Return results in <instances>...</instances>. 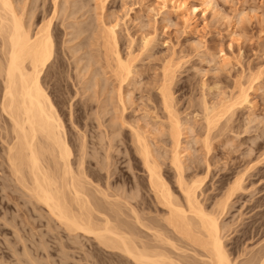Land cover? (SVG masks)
<instances>
[{
	"label": "bare ground",
	"instance_id": "bare-ground-1",
	"mask_svg": "<svg viewBox=\"0 0 264 264\" xmlns=\"http://www.w3.org/2000/svg\"><path fill=\"white\" fill-rule=\"evenodd\" d=\"M63 1L65 4L59 5V0H50L49 7H45L43 4L45 0H0V130L7 131L9 134L5 158L11 174L33 202L30 201L33 204L43 205L46 219L53 220L55 225L68 231V234L78 233L76 237L73 234L74 238L89 234L88 236L91 235L100 245L118 250L120 254L129 258L132 264H264V242H262L264 239L261 240L262 244L260 242L254 250L247 249L248 251L245 250L246 248L241 247L240 249L238 246L241 245H236L229 250L227 242L224 241L227 237L225 232L231 229L232 220L237 219L238 216L231 218V223L226 218L225 221L224 217L229 209L234 207V203L238 202H241L236 205L239 208L238 210L236 208L239 216H242L245 210L253 212V215L251 214L252 219L241 228L240 236L236 235V237L242 242L246 239L264 237V195L249 198V203L244 206L243 212L240 211L242 209L240 207H243L246 199L239 201L247 186L264 181L262 180L264 179V150L258 145L254 146V137H245L247 133L245 131L250 126L248 128L247 124H242L247 127L242 126L244 129L240 131L237 127L238 131H234L235 128L230 123L237 106L250 104L248 89L253 87L250 81H248L249 86H245L242 80L240 82L239 76L233 82L235 83L233 88L237 87L236 91L229 87L231 90L220 91L211 99H207V94L201 91V98L199 97V102L196 101L199 103V107L196 108L199 109L190 110L192 124L188 125V121H184L181 115H178L173 91H171L175 68L171 67L170 63H164L157 79L158 102L161 104L159 107L162 108L163 114H156L157 105L153 107L148 102V104L143 103L144 107H139L143 110V115H141L145 116L146 120L141 118V115V117L138 116L139 114L133 116L136 109L132 107V103L131 107L135 109H132L133 115H127L125 110L129 106L127 102L133 101L129 95L133 90L125 91L124 87L130 84L133 88L136 86L137 82L133 78L136 77L138 70L135 68L134 61L138 57L136 55L142 52L134 53L133 40L132 44L128 40L126 47L128 49L124 56L118 50L115 28L122 20L121 15L113 14L115 17L105 21L101 17L103 13L100 10L99 13L102 14L97 16L96 26L88 20L81 25L69 22L68 26L72 28L69 32L72 34V39L80 38L84 32H88V35L83 36L86 41L80 42L79 48L76 47L77 51L82 47L85 49L86 46L90 48L93 46L97 53L89 56L92 58L91 64L94 62L95 65V62L103 61L104 64L100 67V71L102 74L109 73V76H99L100 71H95L97 73L94 72L91 83L87 84L88 78L87 83L84 82L85 85L80 83L81 87L87 90L100 87L101 79L105 83L99 89H106V85H111L104 92V95L107 91L111 92L109 96L103 98L97 107L95 106L94 117L97 121L95 129H98V136L96 135L98 140H93L92 135L87 139L84 133H79L76 135L77 155L73 156L72 144L66 135V129L64 130L63 120L55 107L56 103L46 91L45 85L55 84L51 80L57 73V66L60 65V61L57 62L59 53L55 46L57 36L53 19L59 14L61 24L65 27L66 18L84 16L91 7L85 9L88 5L87 0ZM95 1L96 6L94 5L93 9L96 10L98 4H101L103 8L104 0ZM209 1L203 0V3L209 4ZM161 2L165 6L167 3L172 5L177 0H161ZM181 4L177 2L176 5L180 7ZM183 6L182 4L181 7ZM38 8L40 11L35 13ZM194 8H191L194 11L193 14L196 11ZM32 25H35L33 29H31ZM152 37L149 35L142 38L140 43L142 51L149 50ZM81 75L83 77L82 73ZM253 79L251 80L254 82ZM145 100L152 101L150 95ZM250 106L251 104L248 107ZM73 115L69 110V116ZM245 116L243 117L246 118ZM154 117L160 120H154ZM248 117L250 118V115ZM140 118L144 124L140 122ZM150 118L153 120H148ZM253 118L248 121L246 119V122L251 120L250 123H253ZM130 119L132 121H129ZM198 121L199 125L197 123L195 125L199 128L197 136L201 138L202 145L200 144L201 147H199H203V156L190 155L195 159H192L194 157H190L192 160L188 158L191 163L186 165L185 160L187 162L188 159L184 158L182 148L187 150L188 147L184 145L182 147V140L187 138L186 133L191 137L189 132L194 131L195 135L196 128L192 125ZM121 127L129 129V132L127 131L129 138H127L131 146L126 145V149L130 153V159L134 162L132 165L143 171V174L138 175L135 172V177L127 174L129 180L125 186L120 183L121 186H119L118 181L116 182L117 177L114 176L117 163L121 158L117 152L120 146L119 141H122L120 139L117 141L115 135L118 136L117 131ZM226 130L229 133L224 132ZM155 132H158V135L154 137L157 140L151 136ZM231 132L234 133L235 139L237 138L235 150L238 151V154L232 158L238 160L233 161L232 166H228L231 176L220 173L217 181L221 185H218L217 192L206 193L209 187L208 185L206 187V178L208 177V181L213 178L217 167L215 163L222 158V154H225V152H219L218 149L213 151L217 144H213V140L223 136L224 140L217 141L226 143L234 138L230 135ZM242 133H245L244 136ZM160 136L163 137L160 138ZM195 137L193 136V142ZM189 139L185 141L186 146L192 141ZM248 140L251 142L249 143ZM156 141L161 142V145H157ZM244 144L246 146L242 147ZM223 145L224 148L225 145ZM226 155L230 157V160L232 159L229 152ZM212 165L216 167L213 168ZM166 172H169L171 178ZM213 188L214 186L212 190ZM258 189L260 191L261 186ZM234 198L236 200L232 203ZM41 205L40 209H42ZM51 227L54 225L52 224ZM28 249H26L27 252L26 250L23 252L28 254L29 251L30 254H34L30 252L31 248ZM34 255H31L32 258L28 257L30 262L32 259L35 260ZM24 260L27 261V259Z\"/></svg>",
	"mask_w": 264,
	"mask_h": 264
},
{
	"label": "rangeland",
	"instance_id": "rangeland-1",
	"mask_svg": "<svg viewBox=\"0 0 264 264\" xmlns=\"http://www.w3.org/2000/svg\"><path fill=\"white\" fill-rule=\"evenodd\" d=\"M45 1L46 2L43 3L44 6L49 7V5L51 4L50 0ZM68 1L70 2V0ZM87 2L88 5L85 6V9L91 7V11L89 10L84 16L66 18L64 21V24L66 25L65 27L63 24H61L59 14L53 19V25L56 26L55 35L57 36V39H55V42H57V44H55V46H57L56 51L57 53H59L57 62L60 61V65L57 66V73L51 80L55 84L47 83L45 85L46 91L56 103L55 107L59 111L60 117L63 120L62 123L65 127L64 130L66 129V135L68 136V139L72 144L70 145L72 148L71 150L73 151V156L77 155L78 139L76 138V135H79V133H84L87 139L90 137V135H92L94 137L93 140H98V129H95V124L97 121L94 117L96 113V107L103 98L109 96L111 92L107 91V93H105L106 95H104V92H106L107 87L110 88L111 85H106V89H99L102 87V84L105 83L101 79L100 87L97 86L88 90L81 87V84L85 85L84 82L87 83L86 80L88 78L90 79V81L88 79L87 84L91 83V81L93 80L92 77L94 75V72H99L100 67L104 64V62H95V65L94 62H92L91 64L90 61H92V58H89V56H94L97 53L93 46L91 48L90 46H86V48L88 47L87 49L85 48L86 50L82 47L83 51L82 49H79L77 51L80 42L86 41V38L83 36L88 35V32H84L81 36L82 38L80 37L77 39H72V34L69 33L70 31H72V28H70L68 24L69 22H73V24L75 25H81L84 21L87 22L88 20V22H92V24L95 25L97 24L96 18L98 14L100 16L102 13L103 14L101 17H103L105 21L111 20L114 16L113 14H117L118 16L121 15L122 20L120 19L121 22H119V25L115 29L117 32L116 40L118 41L117 48H119L118 50L121 51L119 52L123 54V56L124 53H127L126 49L128 48L126 47L128 46V42L130 41L131 43L132 40V50L134 49V53L137 54V51L142 52H140V55H136L138 57H136L134 61V65H136L135 68H137L138 70L136 77L133 78V80L137 82L136 86L133 88L132 84H130L124 87L125 91L131 89L133 90L131 94L128 93L133 101L130 103L127 102V104H129L128 108L125 110V112H127V115H133L132 109H136V112L133 116H136L137 114H139L138 116H140L141 114L143 115V110L141 108L142 106L144 107L143 103L148 104V102L153 107L157 105L155 108L156 114H163L162 108L159 107L161 106V104L160 102H158L159 94L157 90V79L159 78V74L161 72V66L164 63H170V66H174L173 68H175V70L173 69L175 72V76L173 77L174 82L172 81L173 84H171V91H173L172 94L174 95V103L178 115H181L180 117L184 121H188V125H190L189 123L192 124V113L190 114V110H194V108L199 107V103H197L196 101L199 102V97L201 98V91L207 94V99H211L212 97L217 96L220 91H228V89L231 90V88L229 87H232L233 90L235 84L233 82H235L234 80L240 76L239 80L240 82L243 81L245 86H249L248 81H250V84H252V86L254 87L248 89V98L251 106L248 107L250 104L237 106L234 109L235 114L232 116L233 119L231 120L232 122L230 121V123L231 126L233 125V128H235L234 131H240L241 129L243 130L245 127H247V125L248 128L250 126V128L245 131L247 132L246 134L242 133L243 136L245 134V137H254V146L258 145L262 147V150H264V119H262L264 118V0H210L209 4L203 3V0H177L178 3L180 2L184 5L183 7H181V4V8L176 5L177 2L172 4L176 5L174 7L170 3H167V5L163 6L161 0H104L102 3L103 8L100 6L101 4H98L96 10L93 9L96 6L95 0H87L86 3ZM61 4H65V2L63 0H59V5ZM192 7H195L194 10H196L194 14L192 13L194 12L191 9ZM38 10L40 11V9L38 8L37 10H35V13L36 11L38 12ZM100 10L102 11V13H99ZM95 13H97V15ZM86 16L87 19L84 20ZM93 16L95 19L93 18ZM80 20H82V22ZM34 26L35 25H32L31 29H33ZM65 32H67V34H65ZM149 35L153 36V40L149 44V48L147 46L149 50L147 49L148 51H142L140 48V43L142 42L141 40L143 37H148ZM60 52L62 54H60ZM60 58L62 61L60 60ZM76 64L78 65L76 66ZM219 65H221V67ZM80 72L83 74V77ZM90 72L92 73V76ZM103 75L109 76V73L107 72L106 74H102L100 71L99 76ZM248 77L250 78L248 79ZM251 79H253L254 82ZM215 82L216 84L214 85ZM238 82L236 83L238 84ZM211 83L215 86V88ZM232 83L233 86H231ZM236 88L237 87H235L234 91H236ZM94 90H96V92H94ZM147 90H149V92ZM111 95L113 96V94ZM149 95L152 101L145 100ZM131 103L132 107H135V109L131 107ZM107 107L109 108L110 106ZM188 107L189 109H187ZM68 109L70 110V112H72V114H74L73 116H69ZM128 112H131L132 114ZM248 115H250V118L248 117ZM251 115L255 117L253 118ZM243 116H245L246 118H244ZM247 117L248 119L253 118V123H250V120L248 124L246 122ZM141 118H145L144 120H146L145 116H142ZM153 119L160 120V118L155 117ZM153 119L150 118L148 120ZM243 119L246 123H243ZM189 120L191 122H189ZM129 121H132V119H130ZM199 121L193 123L192 125V127L196 128V130H194L195 135L196 137H198V139L195 137L193 133L194 131H188L191 137H189L188 133H186L187 138L189 137L190 139H188L192 141L186 146L187 142L185 141H188V139H183L182 137V142L185 143L181 144L182 147L184 145V147L189 148H187L188 151L182 148L183 156L185 155L184 158L186 159L194 157L190 156L193 154L195 155V157L203 156V147L200 148L201 138L200 136H197L199 131L197 125H199ZM259 121H261V124L259 123L260 126L258 124ZM140 122H143L142 124H144V121H142V119L140 120ZM196 123L197 125H195ZM242 124L247 125H244V127ZM257 124L258 126H255ZM125 126L126 125H124V127ZM242 126L244 128H242ZM254 126L257 128L254 129ZM237 127L240 129L237 130ZM78 130L80 132H78ZM127 131L129 132L128 127H121L117 131L118 136H120L118 137L117 134L115 135V139L117 141H119V139L122 140L119 141L120 143L118 142L120 146L118 147L119 151L117 152L119 153V157L121 158L117 163L114 174V176L117 177L116 182L118 181L119 186H125L127 180H129L127 174H132V177H135L136 173L137 175L143 174V171L141 169H136L132 165L134 164V162L130 159V153L126 149V145L131 146L128 139L129 133ZM227 131L228 130L224 132ZM157 133L158 132H155L156 135L152 134L151 136L154 138L158 135ZM231 133L230 135L234 137L232 139L236 140L237 138L235 139L234 133ZM8 135L9 134L7 133V131L5 132L3 130H0V264H25L27 261L28 262L26 264H29L30 258L28 257H31V255L33 256L34 254L36 255H34L35 260L32 259L33 262L38 260L36 261V263L34 262L35 264H132L130 259L125 257L123 254H120L118 250L110 249L105 247L104 245H100L91 235H82L80 233L82 236L79 235L77 236L78 238H74V236L76 237V234L78 233L68 234V231L64 230L60 226L55 225V222H53V220L49 221L48 218L46 219L45 207H43V205L39 203L33 204L32 199L27 197V194L24 192L25 190L15 180L13 174H11L12 172L5 158L6 142L9 138ZM151 136L149 135V137ZM193 136L195 137L194 142ZM162 137L163 136H160V138ZM222 137L223 136H221V138L217 137L218 139L215 138L213 140V144L217 143L215 144L216 148L214 146L213 151L218 149L219 152H225V154H222L223 156H225L227 152H229L230 155H232L231 158L234 155H237L238 151L235 150V143L237 144V140L232 142L233 140L230 139V141L222 143L221 141L224 140V137ZM219 139L221 141H217ZM154 140L157 139L154 138ZM195 141L199 143H196ZM248 141L249 143L251 142V140ZM156 142L158 144H155L161 145V142ZM229 142L230 144L234 145H230ZM222 144L225 145L223 146L227 150L222 147ZM227 145L231 147L229 151V147ZM245 146L246 145L244 144V146L242 147ZM194 152H196L197 154ZM187 153L189 156L187 155ZM198 154L200 156H198ZM223 156L215 163L217 167L212 165L213 168L216 167L214 170L216 173L214 175L215 178L213 176V180L211 179L209 181L208 177L206 178V187L209 186L206 193L217 192L216 189L218 185H221V183L217 181L220 173H225L227 176H231V170H228V168L232 166V163L236 162L238 159L232 158L233 160L231 159V161L229 156L226 155L229 160H227L226 156V159ZM195 157L192 159H195ZM187 162L185 160L186 165L191 163L189 159L187 160ZM168 171L171 172V170L169 169ZM166 174L171 178V176H169V172H166ZM132 177L131 179H133ZM257 183L258 182H256L255 184L253 183L255 186L253 184H250L243 191V194L241 195L239 201H243L246 199V202H244L245 204L243 205V207H240V209L242 208L240 211L243 212L245 210L244 206L249 203V198L264 195V190H262L264 189V181L260 182L259 184ZM212 185L214 186L213 190ZM260 186L262 191H259L258 189ZM235 200L236 198L232 199L231 202L234 203ZM240 203L241 202H238L237 204L234 203V207H231L229 209V212L226 215L227 217H224V220L226 218V220L230 222L231 218L233 219L234 217L238 216L237 219L234 218L235 220H232L234 223L232 221V223L230 222L232 224V227L230 230H228V232H225V234H227V237L224 238V241L225 243L227 242L226 244H228V249L234 248V246L236 245H241L238 246L240 247V249L246 248V251H248L247 249L254 250L257 246H259L261 240L264 239V237L260 239H246L247 242H245L246 240L242 242L241 240H239V238H237L242 232L241 228L244 227L246 223L252 219L253 215V212L245 210V213H242L243 215L239 216V211H237L239 208H237L238 206L236 205ZM40 205L42 206V209L39 208ZM52 224L54 225V227H51ZM73 234L75 235L73 236ZM20 236L22 237V239H20ZM262 242H264V240H262ZM44 245L47 247H45ZM22 246H24V248L25 246L29 249L31 248L30 252L32 251V253L34 252V254H30L29 251L27 254V248L24 249ZM33 247H35L36 249ZM43 247H45L46 249ZM24 250H26V252H23ZM35 250L38 252H36ZM24 259H27V261ZM22 260L25 261V263ZM32 260L30 264H33Z\"/></svg>",
	"mask_w": 264,
	"mask_h": 264
}]
</instances>
